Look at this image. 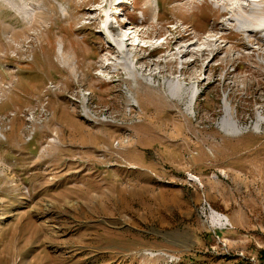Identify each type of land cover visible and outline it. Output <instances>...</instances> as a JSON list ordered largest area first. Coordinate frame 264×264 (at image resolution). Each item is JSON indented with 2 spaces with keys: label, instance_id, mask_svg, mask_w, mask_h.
Instances as JSON below:
<instances>
[{
  "label": "rangeland",
  "instance_id": "1",
  "mask_svg": "<svg viewBox=\"0 0 264 264\" xmlns=\"http://www.w3.org/2000/svg\"><path fill=\"white\" fill-rule=\"evenodd\" d=\"M222 1L0 0V264H264V0Z\"/></svg>",
  "mask_w": 264,
  "mask_h": 264
},
{
  "label": "bare ground",
  "instance_id": "2",
  "mask_svg": "<svg viewBox=\"0 0 264 264\" xmlns=\"http://www.w3.org/2000/svg\"><path fill=\"white\" fill-rule=\"evenodd\" d=\"M242 1L243 0H230V1L229 0H223L222 1V5L226 8V12L228 14V17L232 18L233 17L232 16L233 14H237L239 12H242L243 10L245 11V9L246 10L249 9V11H248L249 14L247 16H251V17L257 16L258 17V16H262L263 15V13H258L259 12V9L256 8L257 5H254L253 7L250 5V6H248V8H246V5L245 4L243 5L242 4ZM102 6H103V8H106L107 7L106 4L105 5H102ZM117 7L118 8H121L122 5L121 4H118ZM245 13H246V11H245ZM235 20H237V19H235ZM126 29H127V27L126 26H123V28L119 31L118 35L121 36V37H124V38L125 37L126 38L127 37H131L134 32H130V34H126V32L123 31V30H126ZM108 30L114 31V28H112L110 25H108ZM263 30H264V28L261 29V31H263ZM122 32H123V35H122ZM121 37L119 39H121ZM119 39H116L115 41L118 44L119 43L121 44L122 40H119ZM131 41H132V39H128V42H131ZM189 48H191V46L185 48V49H187V51L186 52L185 51L183 52V56L184 57L189 54V50H188ZM225 113L226 114H225L224 118H222L221 125L226 128V126H230V122H228V121H231V119H230V114H229L228 109H226ZM215 216L223 224H226L227 221H228V218L226 216L223 217L222 215L220 216L219 214H216V213H215Z\"/></svg>",
  "mask_w": 264,
  "mask_h": 264
}]
</instances>
